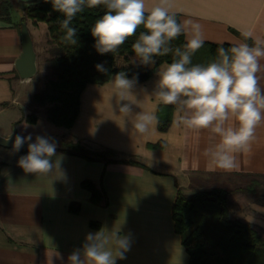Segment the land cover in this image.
Returning <instances> with one entry per match:
<instances>
[{"label": "crops", "instance_id": "1", "mask_svg": "<svg viewBox=\"0 0 264 264\" xmlns=\"http://www.w3.org/2000/svg\"><path fill=\"white\" fill-rule=\"evenodd\" d=\"M154 2L146 0L149 7ZM171 10L179 14L180 21L202 24L205 41L238 43L240 37L235 32L245 30L264 38V0H172ZM18 14L14 12L15 19ZM21 51L20 30L0 20V134L31 133L33 140L36 135L80 140L87 147L111 149L120 158H133L148 167L123 161H91L57 149L64 157L63 176L59 178L58 170L35 176L25 173L17 163L27 151L0 146V264H67V257L80 248L86 233L95 232L101 225L110 229L123 217L121 232L130 234L132 242L126 258L116 264H178L180 249V264H188V252L172 217L178 188L193 193L217 178L230 179L235 186L249 180L240 173L264 174V124L257 129L252 155L237 156V171L209 172L210 159L204 153L218 139L210 130L197 133L175 128V109L171 106V123L165 131L157 127L148 137L133 135L132 117L128 118V130L122 131L124 121L115 101L112 106L109 103L107 82L86 85L70 128L56 126L41 116L36 123L9 117L3 125V118L17 102L13 82L22 80L15 68ZM156 79L154 71L147 80L138 81L135 93L140 108L133 106L134 111L153 108L156 101L151 92ZM260 83L264 85V79ZM25 124L29 125L27 129ZM160 140L162 147L149 146ZM85 179L101 185L107 204L91 200V192L82 186ZM241 201L231 207L232 215L264 232V210H257V206L264 209V204L246 197Z\"/></svg>", "mask_w": 264, "mask_h": 264}, {"label": "clouds", "instance_id": "2", "mask_svg": "<svg viewBox=\"0 0 264 264\" xmlns=\"http://www.w3.org/2000/svg\"><path fill=\"white\" fill-rule=\"evenodd\" d=\"M53 11L63 16L60 28L65 43L77 44L78 29L73 25L78 14L85 9H103L95 19L90 33L96 52L114 54L131 38L133 62L141 66L155 67L158 57L171 54L172 60L156 68L157 79L152 95L155 105L151 110L140 108L135 93L138 76L131 78L121 70L107 81L109 103L114 100L127 131L128 118L132 117V134L148 137L160 120V105L175 109L172 125L193 132L210 130L218 139L204 155L210 159L209 172L230 173L239 169L238 155L251 156L257 141V129L264 124V38L252 30L240 32L238 43L217 49V58L206 63H193L192 57L206 40L202 24L195 20L178 21L172 11V0H155L148 6L146 0H47ZM138 34V35H137ZM181 35L182 46H173ZM223 43V42H221ZM126 67V65H125ZM97 71L108 74L103 64L95 65ZM113 109V108H112ZM29 125L25 124L27 129ZM27 143V152L17 163L25 173L48 176L54 170L61 173L62 155L52 137L17 134L12 141L13 151L18 152ZM257 210L260 209L257 206ZM122 220L113 226L101 225L95 232L85 234L80 248L67 257V264H116L125 259L130 250L131 236L123 234ZM182 250L178 256V264Z\"/></svg>", "mask_w": 264, "mask_h": 264}, {"label": "trees", "instance_id": "3", "mask_svg": "<svg viewBox=\"0 0 264 264\" xmlns=\"http://www.w3.org/2000/svg\"><path fill=\"white\" fill-rule=\"evenodd\" d=\"M18 12L17 19L14 12ZM103 14V9H85L74 19L73 25L78 29L77 44L65 43L60 21L63 16L52 10L47 0H0V20L12 23L18 30L21 21L38 24L46 22L48 29V47L46 48L49 78L43 87L35 93L34 99L44 106V117L56 126L70 128L78 115L80 95L88 83L103 84L111 75L124 70L131 78L138 76V81L150 78L156 67L172 60L171 54L157 58L155 67L141 66L133 62L131 44L136 37L129 38L117 53L101 55L93 47L95 41L90 29L95 19ZM177 19L179 14L177 13ZM240 37V33L235 32ZM138 35V34H137ZM185 36L181 35L173 46H182ZM232 43H215L205 41L204 46L192 57L193 63L206 64L217 58L220 46L228 48ZM103 63L108 74L97 71L95 65ZM126 65V67H125ZM171 106L160 105L157 115L160 120L158 129L165 131L171 123ZM38 116L31 112L23 115L18 122L25 120L36 123ZM160 148L163 141L149 144ZM74 153L87 160L106 163L123 161L148 167L145 163L133 158H120L111 149H93L80 140L60 142L57 148ZM2 162H0V167ZM249 180L232 188L213 186L187 193L178 188L172 205V217L175 231L180 235L189 255L188 264H264L263 231L254 224L233 216L229 205L230 193L256 195V201L264 204V174H243ZM82 186L91 192V200L98 204H107L108 198L104 189L92 180L85 179Z\"/></svg>", "mask_w": 264, "mask_h": 264}, {"label": "rangeland", "instance_id": "4", "mask_svg": "<svg viewBox=\"0 0 264 264\" xmlns=\"http://www.w3.org/2000/svg\"><path fill=\"white\" fill-rule=\"evenodd\" d=\"M30 33L32 35V39L34 42V47L37 51V73L27 79L22 80H15L13 82V86L15 87V93H16V106L12 111L8 113L9 116L4 117V121L2 122L3 125L4 122L7 123V119L9 117H21L23 115L29 114L31 112H34L37 114V116H41V118H44V106L38 103L34 99V95L36 92H38L45 82L51 78L50 69L47 65L46 57V48L48 47V29L46 22H39L38 24H29ZM54 140L56 139L55 136L52 137ZM65 140H55V142L60 145V142ZM5 150V149H4ZM249 178V177H248ZM262 184L264 185V177L261 179ZM222 186L225 188H232L234 185L230 181V179H224L221 180L220 178H217L216 180L208 183H204L203 187L200 189H209L213 186ZM185 192L190 193L187 191V188H183ZM243 198H249L256 199V195L253 194H246V193H230L229 194V205L230 207L236 206L238 203H243ZM264 235V233H263Z\"/></svg>", "mask_w": 264, "mask_h": 264}, {"label": "water", "instance_id": "5", "mask_svg": "<svg viewBox=\"0 0 264 264\" xmlns=\"http://www.w3.org/2000/svg\"><path fill=\"white\" fill-rule=\"evenodd\" d=\"M20 35L22 51L16 59L15 68L22 79L33 77L37 73V52L34 47L32 35L29 30L27 21L20 22ZM16 135L5 136L0 134V146L13 148L12 141ZM57 144V143H56ZM58 147V144H57ZM21 150L27 151V143Z\"/></svg>", "mask_w": 264, "mask_h": 264}]
</instances>
